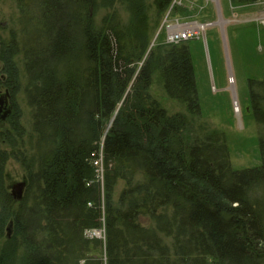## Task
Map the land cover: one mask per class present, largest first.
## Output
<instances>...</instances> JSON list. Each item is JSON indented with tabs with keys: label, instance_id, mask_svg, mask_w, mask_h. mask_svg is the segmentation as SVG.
I'll list each match as a JSON object with an SVG mask.
<instances>
[{
	"label": "trees",
	"instance_id": "1",
	"mask_svg": "<svg viewBox=\"0 0 264 264\" xmlns=\"http://www.w3.org/2000/svg\"><path fill=\"white\" fill-rule=\"evenodd\" d=\"M171 1L153 0L155 26ZM17 2L0 89L18 90L22 67L31 131L13 104L0 123V264H264V78L248 80L261 165L233 170L224 134L200 121L189 45L149 49L147 0ZM154 78L184 112L150 94ZM9 159L26 174L20 202ZM101 228L103 240L85 234Z\"/></svg>",
	"mask_w": 264,
	"mask_h": 264
},
{
	"label": "rangeland",
	"instance_id": "2",
	"mask_svg": "<svg viewBox=\"0 0 264 264\" xmlns=\"http://www.w3.org/2000/svg\"><path fill=\"white\" fill-rule=\"evenodd\" d=\"M17 1L0 0V43L8 41L12 33L20 37L22 24ZM147 3L151 25H154L153 0H147ZM116 8L121 21L126 22V12L118 5ZM103 15L104 11H101L96 17L97 22ZM153 28L149 49L162 42L189 45L201 110L200 121L206 123L210 130L224 134L231 168L239 171L260 166L258 130L250 110L248 80L264 78V0L241 5L231 0H172ZM178 30L191 31L194 37L176 43L169 41ZM20 68L23 79L20 88L10 92L2 87L0 94L6 90L9 92L8 104L12 109L13 104L18 106L22 123L30 132V111L23 94L26 83ZM149 92L168 113L184 112V106L167 97L157 78H154ZM93 166L101 183L104 172L102 144ZM22 182H25L23 198L26 174L16 160L9 159L4 167V184L11 197L12 186ZM122 187L123 183L119 182L114 192L115 201ZM14 200L20 202L22 199ZM142 221L149 224L147 219ZM10 226L11 222L5 228L7 238L12 234ZM85 234L89 238L104 239L103 228Z\"/></svg>",
	"mask_w": 264,
	"mask_h": 264
},
{
	"label": "water",
	"instance_id": "3",
	"mask_svg": "<svg viewBox=\"0 0 264 264\" xmlns=\"http://www.w3.org/2000/svg\"><path fill=\"white\" fill-rule=\"evenodd\" d=\"M10 100L9 92L6 90L4 94L0 95V121H3L11 113L12 107L8 104ZM25 187V182L17 183L12 186L11 195L17 201L22 199L23 190Z\"/></svg>",
	"mask_w": 264,
	"mask_h": 264
},
{
	"label": "built area",
	"instance_id": "4",
	"mask_svg": "<svg viewBox=\"0 0 264 264\" xmlns=\"http://www.w3.org/2000/svg\"><path fill=\"white\" fill-rule=\"evenodd\" d=\"M192 33L191 31H187V30H178L175 32V34L171 35V37L169 38V41L171 42H180L184 39H189L191 37H194L192 36ZM97 163V162H96Z\"/></svg>",
	"mask_w": 264,
	"mask_h": 264
},
{
	"label": "bare ground",
	"instance_id": "5",
	"mask_svg": "<svg viewBox=\"0 0 264 264\" xmlns=\"http://www.w3.org/2000/svg\"><path fill=\"white\" fill-rule=\"evenodd\" d=\"M4 93H5V92H4ZM4 93H3V94H4ZM0 95H1V94H0ZM9 95H10V94H9ZM12 111H13V109L11 110V113H12ZM11 113H10V114H11ZM10 114H9V115H10ZM7 118H8V116H7ZM7 118H6V119H7ZM6 119H5V120H6Z\"/></svg>",
	"mask_w": 264,
	"mask_h": 264
}]
</instances>
